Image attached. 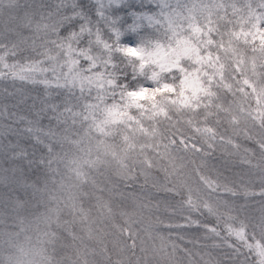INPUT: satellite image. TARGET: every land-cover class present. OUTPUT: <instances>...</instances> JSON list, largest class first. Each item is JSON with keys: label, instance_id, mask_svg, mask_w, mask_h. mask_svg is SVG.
Masks as SVG:
<instances>
[{"label": "trees", "instance_id": "16d2710c", "mask_svg": "<svg viewBox=\"0 0 264 264\" xmlns=\"http://www.w3.org/2000/svg\"><path fill=\"white\" fill-rule=\"evenodd\" d=\"M57 2L0 0V232L35 236L77 178L93 223L60 229L58 264H264V0H134L127 57L103 25L69 39Z\"/></svg>", "mask_w": 264, "mask_h": 264}, {"label": "snow or ice", "instance_id": "6c2138e0", "mask_svg": "<svg viewBox=\"0 0 264 264\" xmlns=\"http://www.w3.org/2000/svg\"><path fill=\"white\" fill-rule=\"evenodd\" d=\"M148 2L155 7L157 6L155 0H148ZM57 9L64 10V21L66 26L65 32H69V39H79L80 36L87 34L93 36L94 33L99 32L100 26L103 25L107 36L115 44L122 45L118 51L124 56L129 55L128 49H136L139 44L144 43V33L147 30V23L151 22V16L148 10L142 6V4L134 3V0H58ZM147 22V23H146ZM75 30V31H73ZM0 57V62H2ZM131 69L125 76V83L132 85L134 88L136 85V79H134L135 66L128 65ZM28 72H37L40 74L46 73L49 69L43 67H29L25 69ZM55 72V69H51ZM13 76L18 75L12 73ZM21 79L25 77L20 75ZM45 85L48 84L47 80L42 81ZM57 106L53 105L52 109L55 111ZM59 122L60 114L56 115ZM31 124L32 122L29 121ZM24 131L28 132L35 139L37 144H43L40 140L41 135L52 136L53 131L50 129L47 133L43 129L27 128ZM45 149H48V145H43ZM49 155L51 150L48 149ZM44 158H42L43 162ZM34 161H30L33 163ZM197 226L195 222L193 224L177 225V227H193ZM238 238L243 239L242 230L236 233ZM251 247V245H246ZM264 255V251L261 252Z\"/></svg>", "mask_w": 264, "mask_h": 264}, {"label": "rangeland", "instance_id": "374dc122", "mask_svg": "<svg viewBox=\"0 0 264 264\" xmlns=\"http://www.w3.org/2000/svg\"><path fill=\"white\" fill-rule=\"evenodd\" d=\"M159 35V34H158ZM69 161H74V159L70 158ZM180 167H182L183 172L175 177V180L178 182H183L187 180V183L190 185L192 179L191 173L183 166L179 164ZM71 176V173L67 174L66 176L62 177V181L68 179ZM76 179L68 180L66 183H61L56 185L58 187L59 191L57 193L58 199L57 202L53 203L51 205V208L49 210V221H47L46 225L39 228L37 232L34 234L35 238L37 240L40 239H49L51 241V251L53 255V259L55 261L59 258V251H56L52 247L53 241L60 236V229L63 226H67L70 222L76 223L80 228V224L89 221L88 224H92V219H87L86 215H83L82 217H77L75 211L77 210L78 206L81 205L80 199L77 198L78 192L76 190ZM200 187V186H199ZM201 188H198V191H200ZM72 210L73 214L71 212L70 216H66V210ZM66 216V217H65ZM13 234L2 231L0 232V248H2L5 244L11 243V237ZM54 246V245H53ZM63 252L60 254V258L57 261V264L61 261V258L63 256Z\"/></svg>", "mask_w": 264, "mask_h": 264}, {"label": "clouds", "instance_id": "9594fccd", "mask_svg": "<svg viewBox=\"0 0 264 264\" xmlns=\"http://www.w3.org/2000/svg\"><path fill=\"white\" fill-rule=\"evenodd\" d=\"M29 225L21 224L11 243L0 248V264H57L53 259L51 241L37 240L29 234Z\"/></svg>", "mask_w": 264, "mask_h": 264}]
</instances>
